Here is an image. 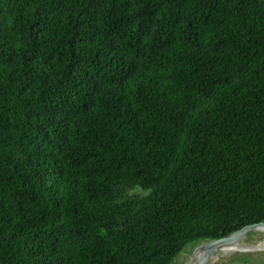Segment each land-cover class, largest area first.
Instances as JSON below:
<instances>
[{
  "label": "trees",
  "instance_id": "obj_1",
  "mask_svg": "<svg viewBox=\"0 0 264 264\" xmlns=\"http://www.w3.org/2000/svg\"><path fill=\"white\" fill-rule=\"evenodd\" d=\"M260 222L264 0H0V264H178Z\"/></svg>",
  "mask_w": 264,
  "mask_h": 264
},
{
  "label": "rangeland",
  "instance_id": "obj_2",
  "mask_svg": "<svg viewBox=\"0 0 264 264\" xmlns=\"http://www.w3.org/2000/svg\"><path fill=\"white\" fill-rule=\"evenodd\" d=\"M264 239V232L262 231H248L244 234L239 242L245 245H258ZM192 246H188L183 250L177 257V263H179L180 258L182 257L184 251L189 249ZM198 249L192 251L189 256L184 260V263L188 258L194 253L198 252ZM211 260V261H210ZM264 262V248L255 249V250H242L238 249L236 251L224 254V253H214L205 264H263Z\"/></svg>",
  "mask_w": 264,
  "mask_h": 264
},
{
  "label": "bare ground",
  "instance_id": "obj_3",
  "mask_svg": "<svg viewBox=\"0 0 264 264\" xmlns=\"http://www.w3.org/2000/svg\"><path fill=\"white\" fill-rule=\"evenodd\" d=\"M248 231L250 230L247 228L239 229L236 232L235 239L231 242L227 241L226 239H223L217 242L209 243V245L203 248L202 250L198 249L199 251L191 255L184 264H205L211 257H213L214 253L227 254L238 249L247 248L248 245L240 243L239 240L244 237V234ZM250 247L254 249L264 248V239L258 245Z\"/></svg>",
  "mask_w": 264,
  "mask_h": 264
},
{
  "label": "water",
  "instance_id": "obj_4",
  "mask_svg": "<svg viewBox=\"0 0 264 264\" xmlns=\"http://www.w3.org/2000/svg\"><path fill=\"white\" fill-rule=\"evenodd\" d=\"M240 228H247L250 231H262V232H264V223L260 222V223L244 224V225L237 227L230 235H228L224 238H220V239L212 240V241H205V242H201L199 244H196V245L190 247L189 249H187L186 251H184V253H183L182 257L180 258V261L178 264H184L185 258L187 256H189V254H191L193 250H195V249L202 250L203 248L207 247L209 245V243L217 242V241H220L223 239H226L229 242L233 241L236 237V232ZM250 246H253V245H250ZM250 246H248L247 248H244V250H255L254 248H252Z\"/></svg>",
  "mask_w": 264,
  "mask_h": 264
}]
</instances>
